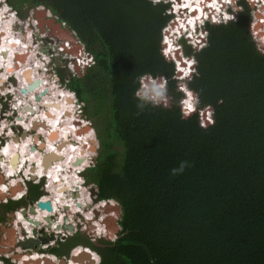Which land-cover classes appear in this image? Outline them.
<instances>
[{
	"label": "trees",
	"instance_id": "trees-1",
	"mask_svg": "<svg viewBox=\"0 0 264 264\" xmlns=\"http://www.w3.org/2000/svg\"><path fill=\"white\" fill-rule=\"evenodd\" d=\"M181 1L195 3L191 11L201 2ZM10 2L50 9L96 58L68 88L90 119L101 117L98 154L84 175L100 199L122 207L117 238L93 243L101 264H264V55L254 41L264 38V27L255 24V8L243 2L237 20L208 23L207 46L199 51L180 39L169 59L162 42L173 17L169 3ZM178 54L196 60L185 92L176 77ZM189 61L181 62L183 70ZM146 73L167 81L168 108L138 110L137 77ZM187 91L199 104L182 118ZM182 161L189 167L173 175Z\"/></svg>",
	"mask_w": 264,
	"mask_h": 264
},
{
	"label": "rangeland",
	"instance_id": "rangeland-1",
	"mask_svg": "<svg viewBox=\"0 0 264 264\" xmlns=\"http://www.w3.org/2000/svg\"><path fill=\"white\" fill-rule=\"evenodd\" d=\"M161 1L167 2L168 0H161ZM235 1L237 2V4H235ZM250 1L251 0H233V4L232 5L229 4V7H228V10L230 12L236 14L232 19L233 20L238 19L239 12H242L244 9V5L242 3L245 2L246 4H248L250 6V9L252 7V8H255V10H256L257 18H255V24L264 27V6L258 7L260 4H262V2L257 1V0H253V2H255L257 4V6L254 5V7H253V5H252L253 2L250 3ZM5 3L9 4V11H7V7L4 6ZM0 11L4 16H8L11 19L14 18L15 20L18 21V23L15 27L12 26L15 30H19V31L13 30L15 37H17V36L21 37V35L23 36V33L25 34V32L31 33L28 35V38H29V40H31L30 37H32V39H33L32 50L31 51L29 50V52H28L29 54H27V53L25 54V52H24L27 49L20 50L21 52H23L21 54V55H23L22 57H24V55H25L23 60H26L27 58L35 56V54L38 50H41L42 52H46L50 58H51L52 54H53V57H57L56 55L58 53H59V55H61V56H58L60 58L61 64H57V62L55 61L54 65L52 66L51 73L49 74L47 72L48 76L45 77L47 82L49 83L47 86L50 87L51 90L54 89L53 95L56 97L59 96L60 97L59 101H60V99L63 98V95H60V92L58 91V89L59 88L62 89L63 92L71 90L68 88V82L70 81V78L73 76H81L82 77L85 74L86 70H84L82 68H80L79 70L73 69V68H71V66L69 65V62H68V59H70V64H71L73 62L72 60L75 59V57L78 54L83 53L84 49L86 51H88L86 46H85V43L79 39L75 30L69 28L68 24L65 21H60L58 15L54 14L53 11H51L50 9L46 8L43 5L28 8L26 4H22V5H20V8H16L10 2V0H0ZM12 12H16V15ZM166 13H167V10H166ZM19 20H22V22L20 23ZM173 20H175V19L170 18L168 24L165 27H163V29H162L163 41L162 42H165V43L168 42V40L166 38V33H167L166 29H167V27H169V25L172 23ZM12 21H13V19H12ZM227 21H229V20H226V21L223 20L220 23H225ZM210 22H214V21L210 20L208 23H210ZM220 23H217V24H220ZM27 25H29V27H31L32 30H30V28H29L28 30H30V31H25V28ZM174 26H176V24H174ZM203 28H204V26H203ZM0 32H2V28H1ZM4 32H5V30H4ZM208 33H209L208 30H206V31H204L203 34H200V33L197 34V35H199L198 37L201 38V42H199V40H197L198 39L197 38V39H193V40L192 39L186 40V43L188 45H190L194 51H199L202 48L207 46ZM3 36L4 35L1 34L0 38H2ZM178 38H179V36H178ZM23 40H24V43H21V40L18 43L16 41L15 42L13 41L14 46H16L19 49L23 45H29L27 40H25V39H23ZM69 47H71V51H76V52H71V53L65 54L64 51L67 50ZM168 53H169L168 50L165 49L164 50L165 56L169 59H172L173 54L169 53L170 54L169 55ZM174 58H175V62H176V66H175V69L177 72L176 77L180 80L179 83L183 86V89L185 92L186 88H187V80L192 77V74L195 71V64L192 65L191 62L195 63L196 60H195V57L193 55H185V54L184 55L178 54L176 56L174 55ZM186 59H190L189 64H188V65L191 64L190 70H188V69L183 70V68H181V66L178 65L179 63L181 64V62H185ZM12 60L17 62V63L23 61L21 59H14L13 57H12ZM39 60L40 59H38V61H36V63H40ZM24 63H26V62H24ZM10 64L11 63L9 62L8 65H10ZM95 64H96V62H95ZM182 65H184V64H182ZM89 67H91V66H88V68ZM1 72H2V76L6 78V76H7V74H5L6 69L4 68ZM42 72L43 71H41V73ZM60 72L62 73V75H60ZM186 72L188 73L187 76H185ZM13 76H17V75L13 74L11 77H13ZM2 83H4V88L0 87V100L2 101V104H3V110L2 111L0 110V140L4 139V141H3V143H0V148L4 145H8L7 142H10V140H8L7 136L9 137V135L13 134V132L11 130L12 126H16L17 130H19L18 129L19 122L16 120H17V117L21 114L20 110L25 109V108H23V106H21L22 104H24V102L17 104V100H18V102H19V100H21V99H18V97L19 98L23 97L24 99H26V97L21 95V93H20L21 91L19 90V85L15 86L13 84L12 78L5 80ZM2 83L0 85H2ZM8 85L10 86V89L8 88L9 87ZM12 85H14V87H11ZM15 87H17V88H15ZM13 88H15V89H13ZM40 91H42V90L39 89V91H37V93H39ZM75 94L77 96L76 92H75ZM75 94H74V96H75ZM2 95H6V96H2ZM28 99H29V104L36 107V104L34 103L33 98H31L28 95ZM22 101H23V99H22ZM38 102H40L39 103L40 111H41V109L47 110V107L42 103V101H38ZM75 102H76V105H75L76 113L75 114L77 116V119L82 118L81 122L79 124V129H80L82 135L87 137L86 139H91V140L83 142V139L80 138L79 134L77 135L75 133L69 132L68 135L71 136V139H75V141L77 140L76 143H78L80 146H82L83 143L86 144L85 146H87L85 151L88 153L89 158H87V161L84 162L85 163V165L83 166L84 169L82 168L83 169L82 172H85L86 168H89L90 166L94 165L95 158L98 154V147L100 146V142H99L98 132H97V128H96V121L101 122L100 120L97 119V118L100 119L101 117L98 116L96 118L90 119L89 118L90 116H87L85 111L83 110L85 103L82 100H80L78 96L76 97ZM14 108H16V110ZM25 117H28V116H25ZM32 117L39 118L37 116H31V118ZM66 118H67V120H69L68 117H66ZM21 125L23 127L25 126L24 123H21ZM65 128L67 129V126H65ZM74 128L76 129V127H74ZM83 128H87V129L82 130ZM24 129L27 130L25 127H24ZM67 130H69V129H67ZM93 130H94V133H93ZM31 134H36L40 138L45 137V133L42 131V129H38L36 131H33ZM72 135H74V136H72ZM6 138H7V140H6ZM20 141L23 142V139H20ZM91 143H93V144H91ZM90 144L94 145L95 149H91ZM62 152H63V150H62ZM65 157H66V155H65ZM60 161L63 162L64 159H61ZM1 162H4V159H2ZM0 167H1L0 170L5 172L4 167L2 168V165H0ZM42 175H44V174L42 173ZM80 178H81V181H84L83 177H80ZM47 179L50 180L51 177L48 176ZM88 183H89V187L94 188V190H95L94 192H97L96 188L94 186L96 184L92 183V182H88ZM71 216H72V214H71ZM109 217H111L115 220V216L113 214H112V216H109ZM55 221L56 220H54V222ZM77 224L80 225V222L78 221ZM50 229H51L50 231H52L51 233L53 234L55 231L53 226H51ZM84 238H85V236H83L82 233L77 232V233H75V237H73V240H74V243H86L85 241H87V239L85 240ZM1 245H2V243L0 242V248L2 247ZM83 249H85L84 246H82L81 250H83ZM4 250H6V249H4ZM91 250H93V249H91ZM37 251H35V253H34V258H32V257L30 258L31 261H33L32 264H40V261H37L38 260L37 257H40V253H38ZM93 251H95V250H93ZM0 253H2V252H0ZM2 254H4V253H2ZM6 255L10 257V254H6ZM93 255L96 256L95 254H93ZM48 256H46V257L43 256V259L47 258L50 260L51 255H48ZM95 260L98 261L99 258L97 257V259H95ZM51 261H53V260L51 259ZM72 263L73 264L74 263L82 264V263H78V262L74 261L73 259H71V264ZM1 264H3V263H1ZM5 264H18V262H16L14 259L10 258L9 263L6 262Z\"/></svg>",
	"mask_w": 264,
	"mask_h": 264
},
{
	"label": "flooded vegetation",
	"instance_id": "flooded-vegetation-1",
	"mask_svg": "<svg viewBox=\"0 0 264 264\" xmlns=\"http://www.w3.org/2000/svg\"><path fill=\"white\" fill-rule=\"evenodd\" d=\"M29 28L30 30H32V28L28 26V29ZM55 61L56 60L54 58V62ZM33 135L34 134L29 135V137H31V143L29 144V146L31 148L34 147V150L32 152H34L36 156L39 155V153L40 154L43 153L40 161L37 159L34 160V156H33L32 160H28L27 162L26 161L20 162L21 165L19 164V167L21 169L18 167L17 171H14L15 173L12 175V177H9L6 174V171L4 172L0 170V190H1L0 192V242L2 243L4 241V244L2 243L1 245L2 247L10 248L12 250V253L10 254V258L20 259L25 253H28L31 255L32 254L31 251H34L35 249H37L38 251H40V253H47L52 256H55L58 260L57 262L56 261L54 262L55 264H59V259L61 257H66V260H67L73 254V252H75L79 247L86 246V247L93 249V243L98 240H101V239L106 240V241L115 240L117 238L116 234L115 236H113L111 240H109L108 232L107 231L104 232L100 229L101 226L106 225L105 220L109 216H112L111 213L112 211H115L114 210L115 208L112 209V207L110 206L111 203L107 201L109 199H100L98 197L97 192H94L95 191L94 188L89 187V183H88L89 181L84 176L83 174L84 172H82L84 168L81 169L80 168L81 166L75 165L76 169L74 171L78 175V177L76 176L77 185L72 186V188H69V185H67L68 186L67 189L69 190L63 189V191H61L62 195L60 197V198H64L65 202L74 200V202H76L75 207H73L72 205L71 206L67 205L66 203H65L66 205L60 203L58 206V200H55L57 196H55L54 193H52V190L53 189L60 190L61 189L60 185L62 186L66 185V181L62 179L63 181H61L59 184L54 186L53 189H51V186H53V183L51 182V180L53 178H51L50 180L47 179L48 176L51 177V175H48L49 169L48 171H45L44 166H43V155L44 153H48L50 151H47V146L40 147L41 143L45 144L46 138L39 137L38 139H35ZM14 136L19 137L18 141L21 143L20 141L21 132L19 130H17L15 135H9V137L7 136V138L11 142L16 143V141H14ZM71 140L74 142H77L75 141V139H71ZM0 141H1L0 143H3L4 139ZM60 141L61 140H59L58 142ZM69 143L70 142H68L67 146L69 145ZM55 144L57 145L58 143H55ZM4 146L0 148V151L3 149ZM65 148L66 147L63 148V151ZM2 155H3V152L1 156ZM39 170L40 172H38ZM42 171H44V175L41 174ZM79 177H83L84 181H81L80 180L81 178ZM14 179L16 183H12V180ZM3 186H6L7 188H4ZM73 188L75 190H73ZM51 194L52 196L50 197L49 195ZM45 197L47 198L49 197V199L47 200H51L54 206L55 210L53 214L51 215L53 220H56L60 216V213L65 214L63 215L64 218L62 216L63 218V223H61L62 225L59 224L60 228L56 232H54L52 235L49 233V230H48V228L50 229L51 225H49V221L44 217V216H47L45 215L46 212L44 213V210H40L38 208L40 210L39 217H38L40 221L38 225H35L34 222H29L28 218L26 219V217H29V218L35 217L34 213L30 212V207L35 206L37 208L38 202L40 200H45L44 199ZM54 200L56 201V205H54L55 204ZM100 200H106V202L104 204L97 205L98 204L97 202ZM56 206L59 208L57 209ZM69 212H72L73 216L69 215L70 214ZM19 214H21V217L18 216ZM70 216L73 217L76 223L74 224L72 223V221L67 222L68 224H72V227H73L72 229H69L68 227H64L66 223L64 220L65 217H68V221H69ZM114 216L116 218V215ZM78 221L80 222V225L77 224ZM66 229L72 232L69 233L68 231H66ZM88 231L89 233H91V235L88 233ZM77 232L82 233L83 236H85L84 239L85 240L87 239V241H85L86 243H75L69 249L68 252H65L62 255H58L57 253L53 252V249L60 247L62 244L66 243L69 240H72L74 242L73 237H75V233ZM27 239H37L39 242L32 249H24L22 248V242ZM8 245H11V247ZM96 252L99 256V260L98 262H96V264H101L102 256L101 254H99L98 251ZM5 255L6 254L0 253V259L4 260V262L9 263L10 258H7ZM18 264H25V263H21V260H19Z\"/></svg>",
	"mask_w": 264,
	"mask_h": 264
},
{
	"label": "bare ground",
	"instance_id": "bare-ground-1",
	"mask_svg": "<svg viewBox=\"0 0 264 264\" xmlns=\"http://www.w3.org/2000/svg\"><path fill=\"white\" fill-rule=\"evenodd\" d=\"M230 1H233V0H230ZM176 3H178L177 0H175ZM183 1H181L182 3ZM201 3V2H200ZM179 4V3H178ZM211 4L214 5L215 7L218 8V11L220 12L221 10H223V7L222 6H225V4H228V1L226 2V0H212L211 1ZM188 5V4H186ZM198 5V3H197ZM185 6V5H184ZM178 7V12L179 14H181V5H177ZM197 8V11L194 9L193 11H191L190 13V16H189V12H187L188 14V19H189V24L191 25H194L195 23H197V19H196V15H199L200 17H203L204 16V10L201 9V11H199L198 7ZM199 8H202L201 5H199ZM212 9V8H210ZM194 16V18L192 19L191 17ZM186 20V19H185ZM183 21L181 18L180 20L178 21L177 23V26L179 25H184L186 21ZM12 19L8 16H4L1 11H0V30L2 28V30H5V32H0V37H1V34H3L4 36L2 38H0V84L2 82H4L5 80L7 79H10L11 76L13 74H16L17 75V79H18V85H19V91L21 93V95H23L24 97H26V99H23V97L19 98L18 99H21L17 100V104L18 103H22L24 102L25 104H29V99H28V95L33 98V101L34 103L36 104V107H35V113L31 114L30 116H28V118L30 119L31 116H35L37 114V117L39 118H35V117H32L30 119V121L32 120H40V121H45L48 123V127L46 129H44V127H38V129H42V131L45 133V137H46V145L43 143H41V146L40 147H43V146H47V151H54L56 150L58 153H64L66 155L63 156L62 159H64L63 162H61L60 160L61 159H57L56 161L53 162V164H50L48 169H49V172H48V175H51V178H53L51 180V182L53 183V186H51V189H53L54 186H56L57 184H59L61 181H63L62 179H64L66 181V185H69V188H72V186H75L77 185L76 182H77V178L76 176L78 177V175L76 174V172L74 171L76 168H75V165H76V161H77V158L80 156H77V153L80 151L81 153H83L84 151H81V148H80V145H77L78 143L74 142L71 140V136H69V132L70 133H75L78 135L79 131L77 132L75 130V126L74 124H72V119L71 116L73 115V109H74V106L75 104L72 103L73 101V98H71V94L67 93L66 92H63L62 89H58V91L60 92V95H63V98L60 99L59 101V96H54V89L51 90L50 87H48L47 85L49 84L47 82L46 79H43L44 83L42 85V87H39L37 89H35L34 91H31V92H28L27 94H24L22 92V87H27L28 85V82L25 80V78L23 77V74H22V70L23 69H26L28 67H31L33 68V77L35 78V75L38 71L41 70V67L43 65V62H41L42 60L37 57L35 55V57H30V58H27L26 60H23L24 57H22L23 55H19L18 52H20V50H25V49H28V47H26L27 45H23L21 46L19 49L14 46L13 44V41L15 42H19L20 39H18L17 37H15L14 35V32H13V27H12ZM41 25V24H40ZM20 46V45H19ZM31 51V50H30ZM26 52V51H24ZM29 54V53H27ZM13 55L16 56V58L18 59H21L23 60L22 62H15L12 60V57ZM38 59H40V63H36V61H38ZM11 63L10 65H8V63ZM26 62V63H24ZM6 69V72L5 74H7L6 78L2 76V70L3 69ZM12 74V75H11ZM42 77V75H41ZM39 77V78H41ZM5 78V79H4ZM42 79V78H41ZM9 86V85H8ZM7 86V87H8ZM11 87H14V85H12ZM59 87V86H58ZM10 89V86L8 87ZM17 88V87H15ZM13 88V89H15ZM44 88V89H43ZM40 90H45L47 89L46 91V95L42 97L41 101L42 103L47 107V110H42L40 111L39 109V103L35 97H34V94L37 93V91ZM54 96V97H53ZM71 99V101H67V99ZM31 103V102H30ZM48 103V104H46ZM58 103H61V106H57ZM31 105V104H30ZM59 105V104H58ZM18 106V105H17ZM23 106V104L21 105ZM32 106V105H31ZM33 107V106H32ZM20 108V107H19ZM27 109H21L20 110V115L17 117V120L20 125L21 123H24V127L26 129H31V126H30V123L29 121L27 122L26 120H24V117L27 115ZM69 118V120H67V118ZM58 122V124H57ZM19 126V125H18ZM65 126H67V130L65 128ZM37 129V130H38ZM84 129H87V128H83L82 130ZM36 131V130H35ZM87 131V130H86ZM41 133V132H40ZM34 136V135H33ZM74 136V135H72ZM15 137V136H14ZM19 138V137H18ZM77 138V137H76ZM22 139V138H21ZM69 140V145L64 149V151L62 152L63 149L59 148L58 145H56L55 143H60L61 141H64V140ZM59 140H61L60 142H58ZM91 139H86L84 140L83 139V142H86V141H89ZM77 141V140H76ZM82 142V141H81ZM31 143V137H27L26 140L24 139L23 142H19V141H16V143H13V142H8V145H5L3 147V149L1 150V152H3V159H4V162H1L2 161V158H0V163L2 165V168L4 167L5 171H7L8 173H15L14 171H17L18 169V166L17 167H12L10 165V162H9V159L11 157V155L15 152H18L20 154V158H21V161L19 162H22V161H28V160H32L33 159V156H34V160L37 159L40 161L41 157H42V154L39 153V155L36 156V154L33 151V149L29 146V144ZM84 144V143H83ZM65 145V143H64ZM63 145V146H64ZM38 149V148H37ZM44 149V148H43ZM37 151V150H35ZM0 152V154H2ZM45 152V151H44ZM59 154V155H60ZM90 155V154H89ZM89 158V157H87ZM87 158H85L84 162L87 161ZM8 160V161H6ZM23 162V163H24ZM28 164V163H27ZM21 165V164H20ZM32 165V164H31ZM85 165V163L83 164V166ZM35 166V165H34ZM37 166V165H36ZM79 166V165H78ZM83 166H81L80 168L82 169ZM25 167V166H24ZM33 167V166H32ZM1 168V167H0ZM20 168V167H19ZM28 168V167H27ZM26 168V169H27ZM79 168V167H78ZM21 169V168H20ZM19 169V170H20ZM25 169V170H26ZM31 169V168H30ZM42 169V168H41ZM48 169L46 171H48ZM44 170V169H43ZM65 170V171H64ZM72 170V172H71ZM40 172V170L38 171ZM42 173L44 174V171H42ZM41 173V174H42ZM47 173V172H46ZM12 174V175H13ZM14 178V177H13ZM80 178V177H79ZM81 180V179H80ZM4 183V182H3ZM12 183H16L15 182V179L12 180ZM51 183V184H52ZM66 185L62 186L60 185V190H55L53 189L52 190V193H54L55 196H57V198L55 200H58V206L59 204H67V205H72L73 207H75V203L74 200H71V201H68V202H65L64 201V198H60L61 197V191H63V189H67L66 188ZM80 185V184H78ZM13 186V185H12ZM4 188H7L6 186H3ZM83 187V186H81ZM75 188V187H74ZM73 188V190H75ZM77 188V187H76ZM2 189V188H1ZM7 190V189H6ZM69 190V189H67ZM5 191V190H4ZM1 192V190H0ZM84 192V191H83ZM65 194V193H64ZM82 194V193H81ZM20 195V194H19ZM3 196V195H2ZM50 197L52 196L49 195ZM20 197V196H19ZM49 198V197H48ZM44 199H47V197H45ZM54 199V198H53ZM70 199V197H69ZM74 199V198H73ZM54 200L55 204L56 205V201ZM88 202V201H87ZM65 204V205H66ZM79 205V203H78ZM39 207H37L38 209ZM56 208L58 209L59 207L56 206ZM70 208V207H69ZM63 209V208H62ZM78 209V208H77ZM91 209V208H90ZM89 209V210H90ZM77 211V210H76ZM79 211V210H78ZM84 211V210H83ZM40 212V211H39ZM60 212V211H59ZM85 212V211H84ZM43 213V212H42ZM56 213V212H55ZM71 213V212H69ZM53 214V212H50V211H46L45 215L47 216H51ZM72 216H73V213H71ZM70 214V215H71ZM57 215V214H56ZM55 215V216H56ZM65 215L64 213H60V216H59V220L60 222L63 221V218ZM18 216L21 217V214H19ZM63 216V218H62ZM42 217V216H41ZM93 217V216H92ZM74 220V219H73ZM27 221V220H26ZM54 222V221H53ZM68 222V221H67ZM65 223V222H64ZM60 224V223H58ZM62 225V224H61ZM22 226V225H21ZM26 227V226H25ZM51 227V226H50ZM33 228V227H32ZM22 229V228H21ZM25 230V229H24ZM25 232V231H24ZM99 233V232H98ZM26 241V240H24ZM23 241V242H24ZM4 244V241L2 242ZM7 244V243H6ZM11 247V245H8ZM86 246H84L85 248ZM4 247H1L0 248V252L4 253V254H11L12 253V250L10 248H4L6 250L3 249ZM22 248L24 249H32V247H26V246H23L22 245ZM82 247L79 248V250L77 252H73V255H75L76 253H79L81 251H84V250H87L88 252L91 253V255L93 256V254H95L97 257V253L96 252H93L89 247H86L85 249L81 250ZM3 249V250H2ZM81 250V251H80ZM35 251H37L36 249L34 251H31L32 254H28V253H25L20 259H14L16 262H18L19 260H21V263H25V264H32L33 261H31V257L34 258V253ZM38 253H40V251H37ZM22 253V252H21ZM50 254H47V253H40V257H37V261H40V264H54L53 261H56L58 259H56L55 256H52L51 255V259L53 261H51V259H47V258H44L43 259V256H48ZM7 258H10L9 256L5 255ZM21 256V255H20ZM14 257V255H13ZM49 257V256H48ZM94 257V256H93ZM50 258V257H49ZM99 258V257H98ZM71 259L70 258V261H69V264H71ZM0 264L3 263L5 264L6 262H4V260L0 259ZM23 260V261H22ZM95 260V258H94ZM57 262V261H56ZM78 263H81V262H78ZM73 264V263H72ZM76 264V263H74ZM83 264V263H82Z\"/></svg>",
	"mask_w": 264,
	"mask_h": 264
},
{
	"label": "clouds",
	"instance_id": "clouds-1",
	"mask_svg": "<svg viewBox=\"0 0 264 264\" xmlns=\"http://www.w3.org/2000/svg\"><path fill=\"white\" fill-rule=\"evenodd\" d=\"M257 1L262 2V4H260L258 7H263L264 6L263 0H257ZM159 2H164V1H161V0H152V3L153 4H156V3H159ZM251 2H253V0H251L250 3ZM165 3H169L170 4V6L168 8V10H169L171 8L170 1H167ZM229 4L232 5L233 4V1H231V3L225 4L227 10H228ZM235 4H237L236 1H235ZM252 5L253 6L254 5L257 6V4L255 2H253ZM4 6L7 7V11H9V4L8 3H5ZM226 9H224V10H226ZM168 10H167V13H168ZM12 13H14L16 15V12H12ZM168 14H171V13H168ZM172 15H173L172 18H174V14H172ZM12 19H13L12 26L15 27L17 25L18 21L15 20L14 18H12ZM231 20H233V19H231ZM19 21H20V23L22 22V20H19ZM206 23L208 24V22H206ZM207 24L205 25V29H206ZM213 24H217V23H213ZM28 26L29 25L26 26L25 31H30V30H28ZM192 28L193 27L189 26L190 34L193 35V36H195L196 34H198L199 29H196V28L195 29H192ZM13 30H15V29L13 28ZM15 31H19V30H15ZM2 32H4V30H2ZM185 33H183L182 36L179 37V39L175 43V46L177 45V43H178V41L180 39H186V40H188L189 36H186ZM29 34H31V33L25 32V34L23 33V36L21 35V37L23 39L27 40V42L29 44V45L26 46V47H28V49L26 50L25 54L28 53L29 50H32V41H33V39H32V37H30L31 40H29V38H28V35ZM17 37L21 40V43H24V40L21 37H19V36H17ZM254 41H255V44H256L257 51L261 55H264V38H256L254 36ZM165 44H166V49L168 50V48H167V46H168L167 45V42ZM40 51L41 50H38L36 52V54H35L39 58H41ZM65 52H76V51H71V47H69L67 50L64 51V53ZM172 52H170V54ZM22 53L23 52H21V51H20V53L18 52V54H22ZM43 53L46 56V57H44L45 60H46V62L44 64H46V67L47 68L44 69V67H43L44 65H42V68H43L42 71H43V73L40 72L39 73V76L42 75V77L45 78V75L48 76L47 75V72L49 74L51 73L52 66L54 65V58H56V57H53V54H52L50 60L47 61V57H49V55L46 52H43ZM56 56H61V55H59V53H58ZM13 58L16 59L15 55H13ZM191 64L193 65L195 63L194 62H191ZM191 64L190 65L187 64V66H189L187 68L188 70H190ZM178 65L180 66V63ZM187 75H188V73L186 72L185 73V76H187ZM35 78H36V76H35ZM137 83H138L139 86L135 90L134 96H135L136 100L138 101V104H137L138 110L143 111L148 106H151V107H154V108H158V107H161V106L164 107V108H168L170 106V100H169L168 88H167V81L164 80L162 77L161 78H156V77H153L151 74H147L146 73V74H143V75L137 77ZM186 90H187V88H186ZM70 91L71 90H68L67 93H69ZM71 92H74V91H71ZM187 97H188V99L182 102V105H183L182 106V118H188L191 115V113L196 110V105L199 104V97H198V95H194L191 91H187ZM71 98H73L72 103L75 104L74 97L72 96ZM2 110H3V108L1 109V111ZM75 113H76V108L74 106L73 115L71 116L70 119H72V124H74V126L76 127L75 130L76 131H79L78 134H79L80 138L86 140L87 137L83 136L82 133H81V131H80V129H79V124H80L82 118L77 119V116H76ZM208 120H209L210 123L212 122V120H211V113H209ZM201 127H206V124L204 123V120L203 119L201 120ZM93 133H94V130H93ZM12 135H14V133ZM85 145L86 144H83L82 146H80L81 151H84V152L81 153L79 151L77 153V156L80 155V158L83 159V162L79 166H83L85 158L88 157V153L85 151L86 148H87V146H85ZM90 146H91V144H90ZM187 167H189L188 162L187 161H182L180 163V165H179L178 168L172 169V174L173 175L181 174V173L184 172V170ZM107 201H109L114 206L118 203V201H116L114 199H109ZM113 202H115V204ZM116 221L119 223V219H117ZM93 256H92L93 259L94 258L97 259L96 256H94V257ZM67 260L70 261V257ZM96 262H97V260H95V264H96Z\"/></svg>",
	"mask_w": 264,
	"mask_h": 264
},
{
	"label": "water",
	"instance_id": "water-1",
	"mask_svg": "<svg viewBox=\"0 0 264 264\" xmlns=\"http://www.w3.org/2000/svg\"><path fill=\"white\" fill-rule=\"evenodd\" d=\"M33 57H35V56H33ZM16 59H18V58H16ZM40 59L42 60L43 63L46 62L45 58L41 57ZM55 59L57 61V64H61L60 58L58 56ZM42 69L43 68L41 67V70L36 73V75H35L36 78L33 77V68L28 67V68L22 70L23 77L28 82L27 87H22V92L24 94H27L28 92L34 91L35 89H37L43 85V83H44L43 79H45V78L39 76V73L42 71ZM39 77H41L42 79ZM11 78H12L13 84L15 86H17L19 84L17 76H13ZM0 87L4 88V83H2V85H0ZM46 91H47V89L42 90L39 93H35L34 94L35 99L37 101H41L42 97L46 95ZM23 100H24V98H23ZM67 101L70 102L71 99L68 98ZM46 104H48V103H46ZM58 104H57L58 107L61 106V103H58ZM32 106L30 104H25V103L23 104V108L27 109L26 110L27 111L26 116H30L31 114L35 113L36 109L34 106L33 107ZM14 109L16 110V108H14ZM35 116H37V114ZM24 120H26L27 122L29 121L31 129L25 130L24 127L22 125H20V123H19L18 129L21 132V138L22 139H26L27 136H29L33 131L37 130L38 127H44V129H46L48 127V123L45 121H40V120L30 121V119L28 117H25ZM57 124H58V122H57ZM11 130L15 135V133L17 132L16 126H12ZM34 137H35V139L39 138V136L36 134H34ZM18 140H19L18 137H14V141H18ZM68 142H69V140H64V141H61L57 145L59 148L63 149L64 147H67ZM64 143H65V145H64ZM45 144H46V142H45ZM91 144H93V143H91ZM32 148L34 150V147H32ZM90 148L95 149L94 145H91ZM59 154L60 153H58L56 150L50 151L48 153H44V155H43V166H44L45 171L48 169L50 164H53L54 161H56L57 159H62L63 156H65L64 153H61L60 155ZM0 158L3 159L4 157L0 155ZM19 161H21V158H20V154L18 152L13 153L9 159L10 165L12 167H17V166L19 167V164H20ZM82 162H83V159L78 157L76 164L80 165ZM6 174L9 177H12L13 173L6 172ZM66 188H68L67 185H66ZM110 206L112 207V209L115 208V212L117 214V217L120 220L122 217V207H121L120 203L118 202L115 206H112L110 204ZM38 207L40 210L46 209L47 211H50V212H54V210H55L51 200H40L38 202ZM39 209H37L35 206H31L30 212L34 213L35 217L34 218L26 217V219L28 218L29 222H34L35 225H38L39 221H40V219H38L39 211H40ZM44 217L49 221V225L52 226V224H55L57 229L60 228V225L58 223H55V222L53 223L54 220L52 219L51 216H44ZM64 220L66 222L64 227H68L69 229H72L73 228L72 224L67 223L68 217H65ZM105 223H106L107 232H108V239L111 240L113 238V236H115V234L118 236V233L121 230V226L116 221V219L114 220L113 218L108 217L105 220ZM88 233H89V231H88ZM89 234L91 235V233H89ZM38 242L39 241L37 239H27L26 241L22 242V245L26 246V247H32V246L34 247L35 245H37ZM70 258H72L76 262H81L83 264H95V260L92 258L91 253L88 252L87 250L76 253L75 255H71ZM53 263L55 264L54 261H53ZM67 263H69V261L66 260V257H61L59 259V264H67Z\"/></svg>",
	"mask_w": 264,
	"mask_h": 264
},
{
	"label": "built area",
	"instance_id": "built-area-1",
	"mask_svg": "<svg viewBox=\"0 0 264 264\" xmlns=\"http://www.w3.org/2000/svg\"><path fill=\"white\" fill-rule=\"evenodd\" d=\"M170 1L171 3V8L168 10V13H171V14H174V18L172 19H175L172 21V23L169 25V27H167L166 31V38L168 40L167 42V48H168V52H172L174 49H175V43L177 42V40L179 39L178 36H182L183 33H185L186 36H189L188 40L190 39H197L199 40V42H201V38H199L198 36L199 35H191L190 34V29H189V26L193 27L192 29H199L198 33L200 34H203L204 31H206L205 29V25L207 24L206 22H209L210 20H213L214 22H211V23H220L221 21H226V20H231L236 14L235 13H232L230 12L229 10L226 9V6H222L223 7V10H221L220 12L218 11V8L215 7L214 5L211 4V1L212 0H201V3L199 5H201L202 8H199V11H201V9L204 10V16L203 17H200L199 15H196V19H197V23H195L194 25H191L189 24V19H188V14L187 12H189V16H190V13H191V9L196 5L195 3H192V6H188V5H185L186 2H182L180 4L176 3L175 0H168ZM177 1H180V0H177ZM195 2H197V0H193ZM228 1V3H231L230 0H226ZM264 2V0H263ZM177 5H181V14H179L178 12V7ZM185 5V6H184ZM212 8V9H210ZM226 9V10H224ZM195 10L197 11V8H195ZM180 18L184 21L185 19V24L184 25H179L177 26V23L178 21L180 20ZM192 19L194 18V16L191 17ZM174 24H176V26H174ZM195 26V27H194ZM204 26V28H203ZM191 36V37H190ZM201 37V36H200ZM173 47V48H172ZM67 53H71V52H65V54ZM40 54H41V57L44 58L46 57L44 55V53L42 51H40ZM50 60V57H47V61ZM73 62L70 64V59H68V62H69V65L71 66V68L73 69H76V70H79L80 68L82 69H86L88 68V66H93L94 63H95V57L92 53H90L89 51H86L85 49L83 50V53L81 54H78L75 59L72 60ZM44 69H46V64H44ZM43 73V72H42ZM46 77V75H45ZM71 93V95L74 97V101L76 99V94L75 92H69ZM75 94V96H74ZM2 96H6V95H2ZM75 105H76V102H75ZM3 108V104H2V101H0V110ZM80 156V155H79ZM95 188H96V191H97V194H98V188L96 185H94ZM96 194V195H97ZM49 199V198H47ZM45 199V200H47ZM106 202V200H100L98 201L97 205H100V204H104ZM115 204V202H113ZM47 210L44 209V213L46 212ZM72 213V212H71ZM112 214L116 215V220L118 219L117 217V214L115 211H112ZM59 217L56 219L55 223H63L59 221ZM72 221V223L76 224L75 221L73 220V218L70 216V220L68 222ZM53 228H54V232H56L58 229L55 228V224H52ZM100 229L102 231H107V227L106 225L104 226H101ZM49 233L52 235V231H50L51 229H49ZM66 231H68L69 233H71L72 231L66 229ZM53 242V241H51ZM95 252V251H94ZM97 253V252H96ZM98 255V254H97ZM99 257V256H98ZM98 262V261H97Z\"/></svg>",
	"mask_w": 264,
	"mask_h": 264
}]
</instances>
